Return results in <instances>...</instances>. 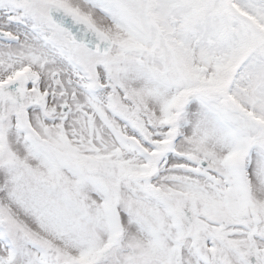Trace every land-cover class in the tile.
I'll return each mask as SVG.
<instances>
[{
	"label": "snow or ice",
	"instance_id": "6c2138e0",
	"mask_svg": "<svg viewBox=\"0 0 264 264\" xmlns=\"http://www.w3.org/2000/svg\"><path fill=\"white\" fill-rule=\"evenodd\" d=\"M0 264H264V0H0Z\"/></svg>",
	"mask_w": 264,
	"mask_h": 264
}]
</instances>
